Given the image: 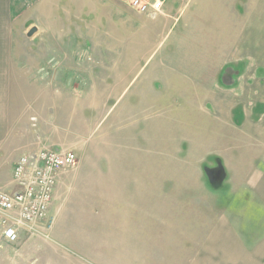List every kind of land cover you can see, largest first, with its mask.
<instances>
[{
	"label": "rangeland",
	"instance_id": "1",
	"mask_svg": "<svg viewBox=\"0 0 264 264\" xmlns=\"http://www.w3.org/2000/svg\"><path fill=\"white\" fill-rule=\"evenodd\" d=\"M11 8L0 189L17 190L22 155L78 156L41 235L79 264H188L224 213L264 232V0H170L156 16L122 0Z\"/></svg>",
	"mask_w": 264,
	"mask_h": 264
},
{
	"label": "crops",
	"instance_id": "2",
	"mask_svg": "<svg viewBox=\"0 0 264 264\" xmlns=\"http://www.w3.org/2000/svg\"><path fill=\"white\" fill-rule=\"evenodd\" d=\"M13 43L11 0H0V149L5 147L12 134L15 99L12 85ZM63 183V180H58V187ZM258 195L262 196L259 192ZM246 216L245 213L238 216L224 213L209 230L200 248H196L188 264H264V232L252 230L253 225L242 229L237 221H248ZM148 231H158L159 234L160 230H145ZM157 240L159 245L166 244L165 240ZM102 248L103 245H100L94 251H102ZM73 261L70 254L49 237L22 233L17 243H10L0 234V264H79Z\"/></svg>",
	"mask_w": 264,
	"mask_h": 264
},
{
	"label": "built area",
	"instance_id": "3",
	"mask_svg": "<svg viewBox=\"0 0 264 264\" xmlns=\"http://www.w3.org/2000/svg\"><path fill=\"white\" fill-rule=\"evenodd\" d=\"M139 13L156 16L164 13L170 0H122ZM78 163L73 151L42 149L22 155L13 168L17 190L0 189V234L17 243L22 233L45 234L49 211L59 175Z\"/></svg>",
	"mask_w": 264,
	"mask_h": 264
},
{
	"label": "water",
	"instance_id": "4",
	"mask_svg": "<svg viewBox=\"0 0 264 264\" xmlns=\"http://www.w3.org/2000/svg\"><path fill=\"white\" fill-rule=\"evenodd\" d=\"M38 30L37 26H33L27 33L28 36H32ZM208 177L211 182H221L224 178V172L221 168L207 171Z\"/></svg>",
	"mask_w": 264,
	"mask_h": 264
}]
</instances>
